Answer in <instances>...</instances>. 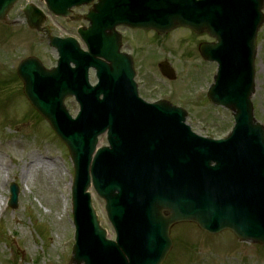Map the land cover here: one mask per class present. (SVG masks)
<instances>
[{
	"label": "rangeland",
	"instance_id": "374dc122",
	"mask_svg": "<svg viewBox=\"0 0 264 264\" xmlns=\"http://www.w3.org/2000/svg\"><path fill=\"white\" fill-rule=\"evenodd\" d=\"M25 1L45 12L41 0H22L8 14L7 26L13 27L0 25V264H68L74 232L70 203L72 165L67 149L25 101L22 85L15 71L12 73L13 66L28 56L37 58L46 69L52 68L56 60V52L49 47L45 34L26 27L20 13ZM86 11L85 8L73 13L84 15ZM262 15L264 18V6ZM44 26L52 36L66 37L74 36L76 29L86 23L51 17ZM118 31L122 34L121 52L129 54L133 61L142 98H163L182 108L186 123L198 135L222 138L228 134L233 123L231 113L210 105L205 95L215 66L200 61L195 52L199 41H212L208 36L193 35L199 40L196 41L184 29L165 35ZM138 39L161 43L154 65L150 64L154 56L150 61L143 59L138 48L144 41ZM256 47L254 93L250 100L254 119L264 129V23L258 30ZM161 61L173 70V81L159 74L156 64ZM91 82H95L93 76ZM64 106L74 117L78 110L75 102L66 99ZM104 145L103 136L99 146ZM11 183L19 189L13 211L6 207ZM90 193L100 226L113 239L104 203L92 190ZM170 237L172 246L162 264H264V247L238 243L229 232L210 236L195 225L181 224L170 229Z\"/></svg>",
	"mask_w": 264,
	"mask_h": 264
},
{
	"label": "water",
	"instance_id": "95a60500",
	"mask_svg": "<svg viewBox=\"0 0 264 264\" xmlns=\"http://www.w3.org/2000/svg\"><path fill=\"white\" fill-rule=\"evenodd\" d=\"M15 1L0 0V21L4 20L7 11ZM232 1H211L213 10L217 14H220L224 19L230 16L229 21L224 23L223 28L220 26L219 30L220 34L228 35L225 39V45L228 46V54L233 55V58L228 63H224L222 73L215 78V86L211 89L208 97L212 103L231 110L234 113L235 121L240 123L243 120L242 115L245 114L248 121H250V125L254 126L249 98L253 92L255 34L263 23L259 11L263 6L264 0H239L242 4L241 11L243 12L249 13V5L254 1L257 5L255 15L259 19L252 30V36L247 42L250 61L244 59L243 56L240 60L244 40L246 41V36L243 35L245 27L240 26L236 14L232 15L230 4ZM239 1L233 2L238 5ZM169 15L171 24L166 27L159 28L152 23L128 25L144 29L152 28L159 33L167 32L177 26H186L191 29L194 26L192 23L181 19L177 13L171 12ZM94 16V12H90L86 19L92 22ZM40 24V18L37 15L33 20L28 19V25L32 29L38 30ZM117 24L119 25L121 22L117 21ZM196 29L200 30V28ZM209 32L218 39L211 29H209ZM79 33L82 37L87 34V32L83 31H79ZM114 41L117 42L116 48H119V37L114 35ZM218 41L220 40L218 39ZM67 45L65 41L55 38L50 39V46L56 48L59 55L57 69L48 72L36 60H27L18 67L17 74L23 82V92L27 100L50 124L56 135L67 145L74 167H76L78 153L84 147H90V151H92L97 134L109 128L112 124H118L121 112L128 107L124 105L122 110L119 108L118 104H116L115 89L112 86V82L116 81V79L119 81L123 80V73L111 78L110 74L106 72V76L101 77L100 86L92 97L87 96V93L92 92H87L86 86L82 84L84 77L73 73L72 76L66 78L62 70L68 68L69 63L73 62L72 58H68L65 55L67 53ZM86 57L94 60L98 57L104 58L107 61L108 70L113 69L112 59H123L121 62L117 61V65L122 62L126 64L124 58L119 56L112 57L102 51L98 54L89 53ZM127 61L131 69L130 61L128 59ZM249 63L252 73L250 87ZM126 67L128 70L127 64ZM238 69L241 70L239 76L233 73V71ZM239 86L245 88L246 92H241ZM72 94L77 95V100L79 101L87 97L89 101L87 106H83L82 112L76 121H72L69 118L62 106L63 100ZM100 94L103 95L102 101L97 99ZM141 111L147 112L146 109H141ZM123 114L130 116L127 111H124ZM83 119L84 123L80 125ZM91 125L90 133L87 131V127ZM238 135L245 142H240L245 150L236 153L232 147L229 149L225 148L222 154L217 153L219 160H208L206 166L199 171L196 178H191L188 167L185 166L192 150V147L188 148V145H185L184 148L168 149L169 145L166 144L158 150H151L147 147V142L144 141L141 144L142 148H138L135 154L132 156L126 155L122 163L130 173L127 172L123 177H119L118 182H123L122 185L126 189L134 190L135 195H128L127 200V205L134 212L129 214L126 219L117 222L120 233V243L117 246L103 242L104 232L99 229L95 214L91 209L90 203L89 205L87 204L84 196L87 185H76L75 182L72 189V203L74 216H76L75 227L77 226L78 230H76L75 240L78 243L73 248L71 262L73 264H101L104 257L108 256L109 264H161L171 246L168 230L173 224L179 222L196 223L202 230L212 234L228 229L240 241L264 244V198L258 196V189H251L250 186L246 185L242 189L236 190L235 188L223 187L217 184L218 178L233 177L231 171L219 174L221 170L220 161L223 162L224 167L237 168V166H240L243 169L241 173L243 177L250 173L254 174L255 178L256 176L264 177V171L262 169L258 170L262 166L261 164H256V166L249 164V161L257 157L259 152H264V146L261 145V143H264L262 133L254 127L246 131L238 127ZM110 137H113V134H110ZM153 137L150 139V145L154 147L155 140ZM257 137H259L261 143ZM111 143L117 155H119L121 151L120 141H111ZM220 148L222 147L216 149ZM168 150L172 151L173 156L168 153ZM211 160L216 162L215 167L211 168ZM232 161H236V163L232 165ZM132 163L134 165L131 167ZM136 175L143 176L138 177ZM181 181L191 194L189 200L193 208L199 207L203 210L191 214L181 213L172 204L155 201L154 185L157 186V184L161 183L165 187L173 182L174 190L180 191L182 188ZM139 182H146L147 189H143ZM96 190L105 199L108 218L112 220L111 212L108 210L109 198L103 197V191L98 188ZM113 194L114 192L111 193L110 197H113ZM16 199L17 190L11 189L10 206L12 209L17 206ZM150 206V217L158 225L159 236L157 237H153L151 232H147L148 224L139 217L141 211ZM114 211L118 212L117 209ZM163 212H167V216H164ZM112 223L115 227L113 220Z\"/></svg>",
	"mask_w": 264,
	"mask_h": 264
},
{
	"label": "bare ground",
	"instance_id": "6f19581e",
	"mask_svg": "<svg viewBox=\"0 0 264 264\" xmlns=\"http://www.w3.org/2000/svg\"><path fill=\"white\" fill-rule=\"evenodd\" d=\"M52 202H56V200L55 201H52ZM60 230V229H59Z\"/></svg>",
	"mask_w": 264,
	"mask_h": 264
}]
</instances>
